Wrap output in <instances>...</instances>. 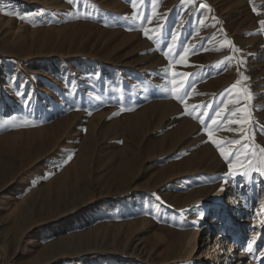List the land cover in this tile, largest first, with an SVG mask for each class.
<instances>
[{
  "label": "rangeland",
  "instance_id": "374dc122",
  "mask_svg": "<svg viewBox=\"0 0 264 264\" xmlns=\"http://www.w3.org/2000/svg\"><path fill=\"white\" fill-rule=\"evenodd\" d=\"M136 2L0 0V264H216L215 227L232 241L244 197L253 233L264 225V0ZM173 37L187 64L165 71ZM172 71L190 74L183 104ZM229 118L250 122L241 133ZM206 127L241 139L225 147L252 170L226 176Z\"/></svg>",
  "mask_w": 264,
  "mask_h": 264
},
{
  "label": "bare ground",
  "instance_id": "6f19581e",
  "mask_svg": "<svg viewBox=\"0 0 264 264\" xmlns=\"http://www.w3.org/2000/svg\"><path fill=\"white\" fill-rule=\"evenodd\" d=\"M256 160L258 162V168H264V164H262V162H260V156H258V158ZM253 178H254V186L256 188L255 190L260 188V186H264V174H261V172L256 171ZM225 191H226V187L224 185H222L219 188V190L216 191L215 195L221 197V196H223ZM212 199L213 200L210 203L216 204V202H218V201L215 202V200H216L215 196H212ZM221 203H222V207L226 210V202L222 201ZM221 203H219V204H221ZM214 207H216V206H214ZM237 208L239 210V212H237V214H236L237 221L235 222L237 229L236 230L230 229L231 236H232L231 242L229 241L226 243V241H227L226 237L227 236L225 234L224 225L222 226V223L216 225V227H215L216 238H215V241L213 244L214 249H212L211 254L209 252V254L212 256L211 259H216V261H217V262L215 261L216 264H260L262 259L257 258L258 256L256 255V250L258 249V247L264 248V246L261 245L262 244V236L264 235V230H261V228H264V225H258V224L256 225L255 224V226H257L258 231L254 234L253 233L254 229L252 228V226L246 223V221H250L252 219H251V213H249V212H247V214H245L243 216V209H245V210L249 209L245 197L242 199L241 207H237ZM259 209H260V207L258 208V210ZM262 211H263V209H262ZM227 213H230V212L228 211ZM38 215H39V213H38ZM242 216H243V218H242ZM213 218H214L213 222L218 221L216 218V215ZM253 219H255L254 220L255 223L258 220H261V223H264V212L260 218H253ZM240 220L245 222L244 227L242 224L241 225L239 224ZM197 221L199 222V225L197 224L198 226H196V231H195L194 235H191L189 238H187V240L185 241V245H184V249H188L189 254L193 252L195 246L198 244L199 236H201L202 232H204V230L208 227V224L205 225L203 223L206 221L204 212L201 214L200 217L197 218ZM257 223H259V222H257ZM242 228L247 229L246 230L247 232L244 233L245 230L243 229V231H241V233H240L239 231ZM193 240H195V241H193ZM249 244H251L253 247L252 253H249L247 251ZM237 246H238V250H240V253H239V255H237V259L232 260L234 257V253H235L234 250ZM263 251H264V249H263ZM208 258H210V256H208ZM193 259H195L194 256H192V260ZM188 264H204V263H203V261H200L198 263H195L193 261V262L188 263Z\"/></svg>",
  "mask_w": 264,
  "mask_h": 264
},
{
  "label": "snow or ice",
  "instance_id": "6c2138e0",
  "mask_svg": "<svg viewBox=\"0 0 264 264\" xmlns=\"http://www.w3.org/2000/svg\"><path fill=\"white\" fill-rule=\"evenodd\" d=\"M69 2H71V0H69ZM131 3H132V7L133 8L137 7L136 0H131ZM204 7H207V5H204ZM253 11H255V9H253ZM23 19H27V17H23ZM260 24H261L262 27H264V20H261ZM144 35L148 39H152V36L149 35V30L148 29L144 30ZM175 40H176V38L173 37V43L168 46L169 51L164 53L165 57H171V60H170L169 65H168V69H166L165 71H168V70L172 69L175 63L185 64V65L187 64V53L189 52V48H184L183 51L179 55V59L176 60L175 56H173V54H172V49H173V46L175 45ZM224 43L231 45V41L225 40ZM231 47H232L233 51H239V49H237L235 47V45H231ZM227 59L231 60L230 57L227 58ZM171 75H172L173 79L170 82L173 85H177V87H174L172 89L173 96H174L175 99H177L180 103L183 104L185 102V96L188 95V92L185 89L183 91V93H182L181 89L184 87L185 82H186V80H187V78H188V76L190 74L172 71ZM177 77H182L183 79H179L178 80V79H176ZM242 79H247V77H242ZM240 82H241L240 80H237V82L232 85V88L235 89L240 84ZM194 90L195 89H193V91ZM244 91L247 93L246 99L251 100V98H252L251 92L248 91L247 89H245ZM237 103H238V101H237ZM194 110H195V106H193L192 110H189L188 106L185 105V113L187 115H192ZM223 111H224V109H221V110L217 111V113H216V117L217 118H214L212 120V124L216 125L218 128L221 127L219 125L218 118L222 117ZM238 111L246 112L247 115L250 117V112H247V107L246 106L244 108L238 109ZM231 115H232V117H235L236 116V111H233ZM193 118L198 119V117H195V116ZM249 122H250L249 119H239V120H237V119L229 118L227 120V124L228 125H231V124H240V125H242V127L239 129V131L241 133H243L245 131V128L243 127V125L248 124ZM0 123H3V122H0ZM200 123L201 124H205V121L204 120H200ZM227 130L228 131H232L233 129L227 128ZM205 131L207 132V135H208L209 140L211 141V143L213 145H215L216 149L219 151L220 156L227 163L228 172L225 173L226 176H231V175L236 174V173H239L241 175H246L247 171H251L252 170L251 167H250V165H251V161L250 160H248V159H243L242 160L241 159V154L239 153V151L233 153L232 151L228 150L225 147L226 144L241 145V143H242L241 139H234V140L225 142V141H223L221 139L215 138L214 134H213V131L209 127H206ZM244 139L246 140L247 137H244ZM242 147L243 148H248L249 144L244 143L242 145ZM260 153H261V162H262V164H264V148L260 149ZM253 155H255V153H253ZM230 157H234V158H230ZM69 159H71V157H69ZM241 169H243L244 171H240ZM255 170L261 172V174H264V168H257ZM225 182H227V181H225ZM247 251L249 253L253 252V247H252L251 244H249Z\"/></svg>",
  "mask_w": 264,
  "mask_h": 264
}]
</instances>
